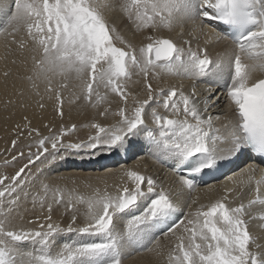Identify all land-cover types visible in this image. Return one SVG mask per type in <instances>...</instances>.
Masks as SVG:
<instances>
[{
    "label": "snow or ice",
    "instance_id": "obj_1",
    "mask_svg": "<svg viewBox=\"0 0 264 264\" xmlns=\"http://www.w3.org/2000/svg\"><path fill=\"white\" fill-rule=\"evenodd\" d=\"M105 6L100 0H14L8 23L13 31L26 26L33 64L48 82L49 92L53 91L50 86L53 77L75 72L81 90L77 100L82 97L89 103L99 102L112 93L119 98L120 106L115 113L119 119L114 124L104 126L93 122L89 125L95 131L86 141L64 143L63 131L39 139L37 153L27 154V164L10 177L0 175V215L3 217L0 218V264H121L123 241L139 243L157 232L175 238L168 251V264H264V253L250 248L254 237L245 219L246 215L251 218L249 208L264 205L260 188L264 185V171L255 179V196L247 204L230 206L228 200L233 189L226 188L208 204L196 205L193 200L185 218L177 221L173 219L177 205L163 188L157 191V181L127 170L131 187L124 184L115 194L96 191L86 200L77 199V203L87 206L81 226L74 227L75 214L66 227L52 220L54 205L65 204V212H75L73 197L69 195L65 203L60 190L54 189L51 201L40 204L44 211L47 203L44 224L38 229H10L9 217L30 179L26 173L29 165L41 157L53 165L61 158L62 151L127 150L126 145L131 144L129 137L148 129L145 115L152 102L157 105L150 112L154 128L147 130L146 138L155 145L157 153L175 161L174 172L186 171L187 176L180 177L182 187L193 190L198 176L219 167L223 155L218 144L221 137L213 128L212 116L205 115L208 98L201 111L194 99L195 90L185 94L183 89L154 87L152 83L161 72L196 80L216 75L222 68L223 61L212 60L204 48L194 49L189 40L183 41L187 45L184 47L172 38L155 34L171 31L185 19L194 22V30L202 29L205 21H217L235 30L234 35H229L214 29L217 41L231 39L234 45L229 57L227 96L234 105L236 122L225 140L228 147L224 151L231 156L250 149L264 156V79L252 81L251 78L253 71L264 70V0H122L120 8L134 29L138 32L150 29L153 33L145 36L146 42L139 46L120 36L109 24L103 15ZM26 43L21 41L19 47L23 50ZM133 75L141 79L133 82ZM130 82L139 84L147 98L138 99L129 91ZM56 99H62L59 90H56ZM158 108L169 114H162ZM57 113L62 117V108H57ZM99 115L106 116L107 110ZM32 132L38 130L32 129L29 135ZM49 143L50 149L46 146ZM16 144L17 140H13V149ZM19 155L24 157L23 152ZM16 159L12 157V161ZM8 163L6 160L5 164ZM247 171L254 172V168ZM253 179L249 175L247 182ZM44 189L47 191L48 185ZM140 207L143 212L132 215L124 231L117 232L114 224L117 215ZM61 233L99 239L65 242L53 252L54 239ZM25 242L36 247L21 251L18 245ZM155 243L159 247V239Z\"/></svg>",
    "mask_w": 264,
    "mask_h": 264
},
{
    "label": "bare ground",
    "instance_id": "obj_2",
    "mask_svg": "<svg viewBox=\"0 0 264 264\" xmlns=\"http://www.w3.org/2000/svg\"><path fill=\"white\" fill-rule=\"evenodd\" d=\"M100 2L106 5L103 11L105 15L109 11L111 12L112 10H114L110 14H116L117 15L116 18L119 20L122 18V17L119 18L120 13H121L120 12L121 8H120V4L118 1L115 2L114 0H100ZM12 10H14V1H13V9H12V0H0V27L3 25L2 23H4V20H6V17L8 16V14L10 15L12 13V12L10 13V11ZM107 17L108 15L105 16V18ZM113 18L114 20H116L115 17ZM110 20L111 18H109V22H112ZM127 21L125 22L122 21L120 25L123 29V30H120L119 32L120 36L123 35V37L126 40L132 42L133 44L137 46H139L141 42H146L144 40V37L150 34L149 33L150 30L149 32L146 30L142 32H138L132 26L133 29L130 32L129 29H131L130 27L131 25L127 27L130 21H128V23ZM116 22L117 21H115L111 25H117ZM199 23L200 22L198 20L195 21L196 25H198ZM208 23L209 21H205L202 29L194 30V22L190 19H185L182 22H178L171 31L161 30L160 33L157 32V35L159 34L164 37L172 38L177 44L184 46V47H187V45L183 44V41L189 40L191 42V46L194 49L198 47L206 49L209 56L212 58V60L223 61V66L221 69L218 70L217 74L208 75L207 77L204 78V81L206 83L198 84L196 83L194 79H191L188 77L172 75V74L161 72L158 78H154L152 80V83L154 87L159 86L161 88H169V87L174 86L177 89H183L185 94H191L193 93V90H195L194 99L196 103L201 107V111H203L204 109L205 98L206 97L208 98L209 107L205 115L212 116L213 128L215 130H218L217 135L221 137V140L218 142V144H219V148L223 152V155L221 157V160H223L225 156L228 155V153L224 151L228 147V144L225 142V140L229 137V134L233 130V126L236 122L234 105L231 104L229 97L225 95L224 89L221 88L223 83L224 85H227L230 82L229 57L231 56L234 45L231 42H229L227 39H221L217 41L215 37L216 35L212 32L211 29L208 28ZM9 29H10V26H9ZM9 29L7 31L2 30V32H0V83L3 82L4 84L0 88V122L2 123L0 125V128L4 127L3 130H8L9 127L11 126V121H13L16 125L20 126L21 128L24 127L27 130L33 128V129L40 131L41 130L40 127L41 126L44 127L45 124H48V125L51 124V126L52 125L55 126V125H58L59 123L66 121L65 124H69V125L71 124V126L73 124V125H76L78 128H80L81 130H84L85 128L88 127V125H90L93 122H101L105 126H108L115 120L114 114L116 113L117 109L120 106V101H119V98L115 94H112V93H109L106 99L101 100L100 103L98 102L95 103L94 100L92 103H89L85 101L82 97L79 100L74 99L75 100L74 102L73 100L68 101L66 102V104L62 105V109L64 108L63 109L64 113L61 118H59L56 114H54V112L50 109V106H49L50 103L49 104L46 103L45 105H43V107H35V108L31 107V105H28V103H30L29 98L27 99L28 101L25 102L26 96L24 94L28 92L30 93L31 91L30 88L32 89L34 88L37 91L41 90L42 92L43 90H47L48 88L47 86H49V84H47L43 76L39 74L40 70L35 68L33 64L32 52H31L32 44H31V41L28 39L27 29L21 28V27L15 31L9 30ZM21 41H27L26 47L23 50L19 47V43ZM30 74L32 75L31 80L29 78ZM259 76L260 75H256L254 80H256ZM58 77H60V80H64V81L66 80L68 82V85H67L68 88L70 87L74 91H76V89L79 92L81 91L79 87L80 80L78 79L75 72H71L67 74V76L57 75L52 78L53 81H51L52 82L51 88H53L54 94H56L55 89L57 88V86L58 85L61 86L60 84H57L58 83L57 81H59L57 79ZM140 79H141L140 77H137L135 75H133L132 77L133 82L140 80ZM133 82L129 83L128 90L136 94L138 99H141V100L146 99L147 98L146 93L143 90V88L139 84H136ZM215 85H217L218 88H221L222 90L214 91ZM77 91L76 93L78 94ZM99 91L103 95L104 89L101 88ZM49 96L51 97V95ZM20 97H23V102L19 101ZM22 103L24 104V107L23 106L21 107ZM131 107H132V102L129 101V108ZM152 107H157V105L154 102H152L150 107L147 109V112L145 115V123L148 125V129L154 128V125L152 124V120L150 116ZM105 110H107V115L100 116L99 113ZM157 110L161 112L162 114H169V113H165L163 108H158ZM9 111H13V113ZM144 132L138 133L134 137H129V140L131 142H134L141 135H143ZM3 139L5 141V138ZM126 147H127V152L131 154L130 156L131 159H129L127 163H122V164L117 165L118 167L116 168H115L116 165L110 164L107 166H103L102 168H105L104 170L100 168L101 171H98L96 169H94L92 172L85 171L83 167H80V166H84L85 164L80 163V162H83L84 160L88 161L89 159H92L95 156L91 155L92 153L86 150H80V151L74 150L75 155L80 154V156L83 158H81L80 160H73L72 161L73 163L68 164V165H66L67 162H59V163L56 162L55 164L50 165L49 167L47 166L46 168H42V170L43 169L45 170L44 172H42L41 175L38 176L36 174L37 177L35 175L34 176L36 178L40 177L39 179L41 180V182L43 181L44 184L45 183L47 184L45 180L54 179V178L52 179V177H49L50 174L48 172L49 171L54 172L61 167L63 169L62 172H60L61 175L71 174L73 177V175L75 174H80V175L88 177V175L104 176L107 174H111L110 177H112L113 181H116V179L122 180L124 184L128 183V185L130 184L129 186L131 187V181L128 179L126 172L127 170L137 171L143 175L153 177L157 181V184H158L157 191H159L160 188H163L169 194L173 202L177 205V209L181 211L180 217L178 220H182L185 218V214L190 211V205H192L193 200L196 201V205L208 204L214 201L219 196H221L224 193V190L226 188L233 189V192L229 195V200H228L229 205L232 207L238 205L239 203L247 204L248 200L254 198L255 196L256 186L254 185V182L256 179V175H253L248 171H240L237 174L229 178H225L224 180H220L218 182L199 186V187L196 186L193 190L189 191L187 187H182L180 183V179L177 178L174 173L164 170L160 165H157L148 156L136 154V149L132 145H126ZM110 153L112 152L103 150L101 154H99L98 158L103 157L104 159H109L107 156ZM47 174H49L48 177H47ZM54 175H56V173ZM249 175H252L254 177V179L251 182H247ZM44 177H46L45 180L41 179ZM103 179H106V178H103ZM89 180H90V177H89ZM34 181H33V186L31 188H33L35 191L36 189L39 188V183L38 182L34 183ZM113 181H110V182H112L113 184ZM233 181H236L237 183H233ZM96 182L97 181H95V183ZM69 184L70 183L66 185H69ZM103 184L104 183H102V185ZM210 188L213 190L209 191L208 189ZM116 190L115 192H117ZM261 194L264 195L263 193ZM23 196L20 197L18 206L16 207L17 209L15 208L18 212H21V213L25 211L24 209H28L27 207L30 202V200L27 202L26 197L24 198ZM29 207L31 206L29 205ZM193 207H195V205H193ZM34 209L35 208L33 207V212H34ZM56 209H58V207ZM39 211L43 212L41 209ZM58 212L54 211V214L52 213L55 217L53 221L56 219L59 222L60 219L58 218V216L60 215H58ZM141 212H143V207H140L139 209H133L128 214H120L121 216H119V219L118 220L116 219L114 223L116 231L123 232L125 229L127 220L130 219L132 215H138ZM248 213L250 214L251 218H249V215H246L245 219L248 221L247 227L249 229V232L254 237V243L250 245V248L252 250L264 253V205L256 204L248 209ZM59 214H62V213H59ZM26 215L25 217L27 218ZM40 215L42 216L41 213ZM122 215H124V217ZM10 218L13 219L12 217H9L10 229L16 228V226L18 225V222L15 223ZM56 220L55 222H57ZM83 221L84 219H81L79 221L81 225ZM67 222L68 221L62 219L60 223L62 224V226L66 227V225L64 224H67ZM74 227H76V224L74 225ZM97 239L98 237L81 236L78 233H61V234H58L57 237L54 239V247L52 248V251L55 252L56 250H58L59 247L65 242L74 243L75 240H78V242H94ZM157 239H159V247H157L155 243ZM174 242H175V238L172 237L171 234H169L168 237H165L162 234H158V235H155L153 239L145 238L143 241H140L139 243L130 244L127 241H123L120 245L121 264H168V255L166 254V250L167 248H169V246H172ZM34 247L36 246L33 245L31 242H25L23 244L18 245V248L21 251H32L34 250Z\"/></svg>",
    "mask_w": 264,
    "mask_h": 264
},
{
    "label": "rangeland",
    "instance_id": "obj_3",
    "mask_svg": "<svg viewBox=\"0 0 264 264\" xmlns=\"http://www.w3.org/2000/svg\"><path fill=\"white\" fill-rule=\"evenodd\" d=\"M13 1L14 0H12V9H13ZM114 1L115 2L118 1L119 4L122 2V0H114ZM104 3H106V2H104ZM12 11H10V13ZM112 11H114V10H112ZM112 11L111 12L109 11L108 12L109 14L107 13L106 15L103 12V15L104 16H107L108 15V17L111 18L110 21H112V22H109V18L108 17H107L108 19L106 18L108 20V22L110 23V25L113 24L115 21H117L116 22L117 25H112V26L115 27V28H117V29L120 28L119 30H117L118 34L120 35V33H119L120 30H123L120 25H121L122 21L125 22L128 19H127L126 15L121 10L120 12L122 14L120 13L119 18L122 17L121 19H123V18L124 19L123 20L120 19L121 20V22H120V20L116 18L117 17L116 14H110V13H112ZM110 15H112V16H110ZM10 16H11V14L10 15L8 14V16L6 17V20H4V23H2L3 25L0 27V32H2V30L3 31L4 30L7 31L9 29V26L10 25H9L8 21H9V17ZM113 17H115L116 20H114ZM128 21H127V23H128ZM127 23H126V25H127ZM129 25H131L130 26L131 29H129L130 27L128 29L131 32V30L133 29L131 22L128 23L127 27ZM20 27L27 29L26 26H20ZM9 30H12V27L11 26H10V29ZM149 30L150 29H148L146 31L149 32ZM149 33H150L149 35L153 34L151 30H150ZM158 33H160V31ZM155 34L157 35V33H155ZM121 36L123 37V35H121ZM31 76L32 75L30 74L29 75V78H31ZM7 77H8V75H7ZM57 79L60 81V82L57 81L58 82L57 84H60L61 86L58 85L59 87L57 86V88L55 89V92H56V90H59L60 91L61 98H62L61 101H57L56 94H54V91L49 92L48 91L49 86H47L48 87L47 90H43L42 92H41V90L40 91H37L34 88L33 89L30 88L31 89L30 93L28 92V93L24 94L26 96V98H25L26 100L24 99L25 102H27L28 101L27 99L29 98L30 103H28V105H31V107H33V108H35V107H41V104L42 105H45L46 103H48V104L50 103L49 104L50 109L54 112V114H56L59 118H61V116L58 115V113H57V107L59 106L58 108H62V105L66 104V102H68V101H72L73 100V102H74L75 101L74 99H76V96H78L81 91L79 92L76 89V91L78 92V94H77L76 91H74L72 88H70V87L68 88V86H67L68 85V82L66 80L65 81L64 80H60V77H58ZM52 81H53V79H52ZM61 82H63V83H61ZM47 84H48V82H47ZM3 85H4L3 82H1L0 83V88ZM74 92L76 93V95H75ZM49 95H51V97ZM20 96H22V95H20ZM49 98H51V99H49ZM19 101L20 102H23V97H20ZM54 101H55V103H54ZM51 102H52V104H51ZM94 102L96 103L97 101L94 100ZM98 103H100V101ZM22 106L24 107V104L23 103L21 104V107ZM53 106H54V108H53ZM55 111H56V113H55ZM9 112H12L13 113V111H9ZM63 113H64V110H63ZM114 116H115V120L110 125L114 124L119 119V117L116 116L115 114H114ZM116 117H118V118H116ZM65 123H66V121H64L62 123H59L58 125H55V126H53V125L51 126V124H49V125L48 124H45L44 127L43 126L40 127V129H41L40 131H38V132H32L31 135H29V132H31V130L33 128L28 129L29 130L28 131L24 127L21 128L20 126L16 125L13 121H11V126L9 127L8 130H3L4 127L3 128H0V144H1L0 145V154H1L0 155V175H4V176L10 177V176L14 175L15 172L18 171L21 167H23L25 164H27L28 163L27 154L29 152L37 153V151H38V140L39 139H43V138H45L47 136H50V135H57V134H60L63 131L65 133L64 136H62V140H63L64 143H78L80 141H86L90 135L94 134V131H95L89 125L84 130H81L76 125H75V128L73 129V127H72L73 124L71 126V124L69 125V124H65ZM99 123L102 124L101 122H99ZM1 124L2 123L0 122V125ZM102 125H104V124H102ZM3 138H5V141H4ZM13 140H17V144H16V146H15L14 149H13V145H12V141ZM46 146L49 149L51 148L50 143L48 145H46ZM102 151H103L102 149H98V150L94 151L95 153L94 152H90V153H92L91 155H94L95 157L98 158L99 154H101ZM21 152L24 153V157L23 158H21L20 155H19ZM108 152H113V151H108ZM84 153H86V152H84ZM13 156H16L17 157V159L15 161H12V157ZM61 157L62 158H58V160L56 162H58V163L59 162H67L66 165L72 164L73 163L72 162L73 160H80L81 158H83V157L80 156V154L75 155L74 154V150L71 151V152H64V151H62ZM49 159H51V157H49ZM6 160L9 161L8 164H5V161ZM87 162L88 161L84 160L83 162H80V163L86 164ZM47 164H48V162L46 160H44L43 157H41V160L40 161L34 162L33 164L29 165L28 169H26V172L28 174H30V180H29L28 184L25 186V188L23 190V192H25V193H23V192L20 193V197H22L25 194L23 197L24 198L26 197L27 202L30 200L29 205L31 207H29V205H28V207H27L28 209H24L25 211L23 210L24 212H22V213L21 212H18L16 210L17 208L12 211L10 217H12L13 219H11V218L10 219L13 220L15 223L18 222V225L16 226V228L17 227H23L25 229H28V228L38 229L41 224H44L45 223L44 220H43L44 219L43 217H44L45 214H47V203H44V211L43 212L39 211L41 209L40 204H41L42 201H49V202L51 201L52 196H53V190L54 189H59L60 190V193L65 197V203L67 202V199H68L69 195H71L73 197V204L75 206V212L74 213L72 211H68V213L65 212L64 211L65 204H61L59 206H56V205L53 206V207H56V208L58 207V209L54 208V211H57V212L59 211L58 212V215H60V216H58V218L60 219L59 220V223L62 221V219L70 222L71 216L73 214H75L77 216V224H76V227H79V226H81V223L79 221L81 219H85L84 214L87 211V206L84 203H77V199L84 198L86 200V199L90 198L94 194V192H96V191H99L100 193H103V192L107 191L110 194H114V193H116L115 192L116 189L118 190L119 187H122V185H124V182L122 180L116 179V181H113L112 177H110L111 174H107V175H104V176L88 175V177L87 176L80 175V174H75V175H73V177H72L71 174H69L71 176H69L67 174L61 175L60 172H62V170H63L61 167L58 170L54 171V172L53 171H49L48 172L50 174V176H49V174H47V177L48 176L49 177H52V179L54 178L53 180H49V179L45 180L46 177L41 178V179H44L45 182H47V184L46 183L44 184V182L43 181L41 182V180L39 179L40 177L39 178H36L37 177L36 174L38 176L41 175L42 172H44V170H45V169L42 170V168H46L47 166L48 167L50 166V164H48V165ZM116 167H118V166H116ZM55 173H56V175H54ZM80 177H81V179H80ZM89 177H90V180H89ZM84 178H86V179H84ZM103 178H106V179H103ZM34 180H36V181H34ZM117 180H118V182H117ZM33 181H34V183H36V182L39 183V188L40 189L38 188V189H36L34 191V189L31 188L33 186ZM95 181H97V182L95 183ZM110 181H113V184ZM68 183H70V184L69 185H66ZM102 183H104V184L102 185ZM125 184H128V183H125ZM44 185H48V190L47 191H45ZM95 185H96V187H95ZM113 189H114V191H113ZM36 191H38L39 193L36 192ZM33 205H35V206H33ZM33 207L35 208L34 209V212L35 213L33 212ZM37 207H38V209H37ZM63 207H64V209H63ZM27 210H29V211H27ZM54 211L52 212L53 214H54ZM40 213L42 214L43 217L40 215ZM59 213H63L64 215H61ZM26 214H28V215H26ZM32 214H33L34 217L32 216ZM35 214H37V215H35ZM53 214H52V217H53L52 220L55 218ZM121 214H123V213H121ZM25 215L27 216V218L29 216L28 220L25 217ZM36 216H38V217H36ZM67 216H69L70 219ZM119 216H121V215L118 214V216L115 218V220L116 219L118 220L119 219ZM122 216L124 217V215H122ZM0 218H3L2 215H0ZM115 220H114V223H115ZM29 222H31V223H29ZM68 222H67V224H68ZM67 224H64V225L67 226ZM98 239H99V237H98ZM76 242H78V240H75L74 241V243H76ZM71 243H73V242H71ZM172 246H169V248H167V250H166V254L167 255H168L169 249Z\"/></svg>",
    "mask_w": 264,
    "mask_h": 264
}]
</instances>
